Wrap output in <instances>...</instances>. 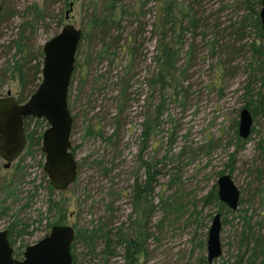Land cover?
<instances>
[{
  "label": "trees",
  "instance_id": "16d2710c",
  "mask_svg": "<svg viewBox=\"0 0 264 264\" xmlns=\"http://www.w3.org/2000/svg\"><path fill=\"white\" fill-rule=\"evenodd\" d=\"M52 1H58L64 5L67 3V0H43L41 5H38L34 1H29L19 10L16 6L17 2H11L9 5L5 0H0V23L9 22L13 17L20 18V22L15 26V37L5 44L6 52L8 53L11 48L12 52L4 57L0 64V82H5L7 79L17 81L18 89L15 98L18 102L24 101L40 80L42 53L40 46L34 43L33 38L35 39L36 31L45 18L57 15L48 8L47 2ZM200 3L201 0H82L81 38L75 53L70 83L73 80V72L76 70L80 80L78 91L84 92L83 84L88 77L91 94L94 93L96 99L99 95L103 96L107 91L110 92L106 100L110 102L111 112L109 115V109L101 106V115L93 114L83 119L89 110L95 108V102L89 99L91 104L87 102L88 108L84 106L78 114L80 118H78L77 125L80 126L79 130L83 131L81 136L98 139L102 144L96 145L87 156H81L78 159L75 151L81 142L79 145L71 144V151L76 158V172L79 173L82 166L86 164L89 169H94L99 175L97 179L91 181L95 187L91 186L90 190L102 193L101 198L98 199L102 208L99 209L95 203L96 207H93L97 209L98 214L82 223L73 224L75 238L70 245L72 264H76L77 256L74 252L76 241L84 245L86 249L84 254L99 257L101 264H107L110 258L116 256L120 257L122 264H140V260L148 251L151 237L152 241L156 240L154 233L160 218L155 220V216L159 209L166 211L176 207L174 200L167 202L168 196L163 198L160 194V189L171 186L169 178L165 182H160V177L168 176L169 168H164V165L172 160L168 153L171 150L174 132L170 130L165 139L161 135L165 142H160L157 148L153 143L156 141V134L161 131L162 117L167 119L169 116L166 105L169 101H174L173 96L179 94L182 99L185 97V94H181L183 69L178 68L176 64L182 54L186 55L192 47L191 43L185 46L188 39L186 34L190 33L191 38L198 35L204 37L205 30L216 26L215 24L211 27L208 25L209 16L204 14L205 9L199 6ZM258 5L259 0H236L221 5V7L235 6L243 13L240 19L230 22L227 28H232L239 34V30L248 25L255 31L258 38L257 42L254 40L249 44L255 68L250 71L248 79L251 78V83L256 85L252 87L246 82L243 92V105L248 108L252 116L257 111L264 115V43L261 40L262 33L257 17ZM147 12L152 14L149 23L144 20ZM125 22H129V25L136 22L138 27L135 30H125ZM146 26H149L155 38L152 55L154 70L145 82L147 90L149 87L152 93L150 90L139 114L141 120L138 137L141 144L136 152L138 166L125 174L124 184L117 185L114 180L116 174L113 170L120 163L118 159L121 156L119 140L125 123L128 121L125 108L129 107L130 98L133 100L129 96L130 87L137 73L134 68L140 55L137 51L136 46L139 43L136 39L141 36ZM216 36L211 33L207 38L215 39ZM119 51H124L123 59L118 57ZM80 53H82L81 61L77 58ZM101 62L107 63L105 73H111L114 66H119V69L107 75L109 76L107 79L104 73L96 72L97 67L95 66L100 65ZM82 70H84L83 74ZM105 89L107 91H104ZM67 106L73 121L77 114H71L68 93ZM105 109L107 112L104 111ZM30 121H33V126L28 128ZM22 125L26 139L23 157H33L34 151H38L43 156L39 144L41 131L46 126L45 121L42 118L28 116L24 118ZM145 142L150 144L151 155L142 152L147 147ZM163 144L166 148L159 156L158 150H161ZM257 146L262 148L260 150L261 167L255 168L253 178L256 187L255 195L259 198L258 207L256 213H254L255 209L247 212L246 209L236 208L237 214L233 218H236L238 225L237 247L233 261L229 264H264V215H262L264 213V141L262 139L257 141ZM143 154L146 160H142ZM92 155L95 156L87 161ZM25 166L26 164L23 163L17 165L11 177L6 181L1 180L0 209L3 215L6 214L8 205L19 200V193H25V202L22 207H25L35 194L36 186H33L31 190L20 188L25 184L24 177L27 173L21 170ZM100 176L106 177L107 186L101 184ZM129 180H131L130 183H128ZM26 183L30 184L31 181ZM45 187L47 190L45 209L51 211L55 217L54 220L45 222L49 227L51 223L64 221L65 203L63 199L52 197L53 188L47 181ZM126 189H129V192L125 204H128L129 210L120 215L117 211L121 210V205L117 200L126 195ZM202 199L206 203L215 201L217 211L224 206L218 201L214 186ZM83 203L84 200L81 204ZM87 212L89 213V210ZM199 214L200 211L194 216ZM17 215L18 212L12 215L6 227L10 244L16 238L30 233L26 230L28 222H22ZM120 216L125 217L120 219ZM200 241L199 246L203 243V240ZM13 255H15L14 251Z\"/></svg>",
  "mask_w": 264,
  "mask_h": 264
},
{
  "label": "rangeland",
  "instance_id": "374dc122",
  "mask_svg": "<svg viewBox=\"0 0 264 264\" xmlns=\"http://www.w3.org/2000/svg\"><path fill=\"white\" fill-rule=\"evenodd\" d=\"M29 1H34L38 5L43 2V0H5L9 5L11 2H17L16 6L19 10ZM231 1L236 0H201L199 6H202L205 9L204 14L209 16L208 25L211 27L212 24H215L216 26L205 30L204 37L198 35L191 38L190 33L186 34L188 39L185 46L187 47L188 43H191L192 47L189 48L186 55L182 54L176 64L178 68L183 69L181 94H185V97L182 99L179 94L173 96L174 101H169L166 105L169 116L167 119L162 117L161 131L156 134V141L153 143L157 148L160 142H165L161 135L165 139L170 130L174 132L171 150L168 153L172 160L164 165V168H169L168 176L160 177V182H165L169 178L171 186L164 188L165 190L160 189V194L163 198L168 196L167 202L174 200L176 207L166 211L159 209L155 216V220L160 218L154 233L156 240L152 241L151 237L148 251L140 260V264H207L205 261V235L214 212L220 213L221 253L211 264H229L233 261L238 238V225L233 216L237 214V209H246L247 212L255 209L254 213H256L259 198L255 195L256 187L253 178L255 168L261 167L260 158L262 155L260 150L262 148L257 146V141L260 139L264 141V115L257 111L252 116L251 131L246 138L238 137L236 126L238 111L244 106L245 84L247 82L252 87L256 85L251 83L250 76L248 79L250 71L255 68L249 44L254 40L257 42L258 38L255 31L248 25L239 30L240 35L232 28H227L230 22L243 16L240 8L235 6L221 7L223 3ZM69 2L71 6L68 5ZM81 3L82 0H67L65 5L58 1L47 2L48 8L57 15L44 19L43 24L36 31L35 39L33 38L34 43L41 48V44L66 23L82 28ZM65 11L67 12L66 18H64ZM151 17V12H147L144 20L149 23ZM19 22L20 18L17 16L10 19L9 22L0 23V64L3 58L12 52V48L8 53L6 52L5 44L15 37V26ZM125 24V30H135L138 27L136 22L132 25H129V22H125ZM211 33L217 35L215 39L207 38ZM154 39L149 26H146L141 36L136 39V42L139 43L136 47L140 55L134 68L137 73L133 77V83L130 87L131 94L129 96L133 100L130 98V105L125 108L127 109L128 121L125 123L119 140L121 156L118 159H120V163L113 170L116 174L114 180L117 185L124 184L125 174L138 166L136 152L141 144L138 137L141 120L139 114L143 109L145 98L151 90L149 87L147 90L145 82L154 70L152 59ZM211 45H213L212 48ZM118 57L123 59L124 51H119ZM77 58L81 61L82 53ZM95 67H97L96 72H102L104 76L119 69V66H114L111 73H105L106 62H101ZM83 73L84 70H82ZM87 78L83 84V93L77 90L80 80L76 70L73 72V80L68 86L71 114H77L71 123L70 142L72 145H79L81 142L75 151L77 159L81 156H87L92 148L102 144L98 139L81 136L83 131L79 130L80 126L77 125L78 118H80L78 117L79 111L84 106L88 108L86 103L91 104L89 102L91 99L95 102V108L89 110L83 119L86 116L89 118L93 114L101 115V106L109 109V115L111 112L110 102L106 100V97L111 93L105 89L106 94L104 93L103 96L101 94L96 99L94 93L91 94V85H89ZM108 78L109 76H107ZM17 89L18 84L15 79L0 82V96H4L7 90L12 96H16ZM123 115L125 114L123 113ZM32 126L33 121H30L28 128ZM145 144L147 147L142 152L151 155L149 142H145ZM165 148L166 145L163 144L161 150H158L159 156ZM144 154L142 160H146ZM23 155V153L20 154L8 167H3V161L0 159V186L1 180L6 181L11 177L17 165L22 163L26 166L21 170H24L27 175L24 177L25 184L20 188L31 190L33 186H36L34 196L25 207H22L25 202V193H19L16 190L19 193V200L8 205L5 215L1 214L0 209V229H6L7 223L13 217L12 215L17 212V217L22 222H28L26 230L30 233L16 238L11 244L16 258L21 257L24 246L35 242L47 233L49 227L46 226L45 222L55 218L51 211L45 209L47 178L42 170L43 156L38 151H34L31 158L23 157ZM93 156L95 155L89 156L87 161ZM222 173H227L239 190L238 205L235 211L229 210L225 205L217 211L215 201L206 203L202 199L213 186L215 187L216 177ZM98 176L94 169H89L88 165L84 164L81 171L76 172L75 180L65 189H52L54 199L64 200L65 224L72 227L74 223H82L98 214L97 209L93 206L96 207V203L99 209L102 208L98 202L102 193L90 190L91 186L95 187L91 181L97 179ZM100 178L102 177L100 176ZM27 181H31V183L27 184ZM101 182L107 186L106 177H103ZM130 182L131 180L128 181V183ZM17 187L15 189H18ZM103 192H105L104 189ZM128 192L129 189H126V195L118 198L117 202L121 205V210L117 211V214L122 215L124 212H128V204H125ZM83 200L84 203L81 204ZM198 211L200 214L194 216V214H198ZM124 217L120 216V219ZM223 219L224 222H222ZM153 230L155 231V228ZM200 240H203V243L202 245L200 243L199 246ZM74 248L77 256L76 264H101L99 257H90L84 254L86 249L81 243L76 241ZM107 264H122V261L119 256H116L110 258Z\"/></svg>",
  "mask_w": 264,
  "mask_h": 264
},
{
  "label": "water",
  "instance_id": "95a60500",
  "mask_svg": "<svg viewBox=\"0 0 264 264\" xmlns=\"http://www.w3.org/2000/svg\"><path fill=\"white\" fill-rule=\"evenodd\" d=\"M68 5L71 6V3ZM257 17L264 43V0H259ZM80 38L79 27L63 24L41 44L40 80L28 97L18 102L8 90L4 96H0V158L4 161L3 167H8L24 148V118H42L46 124L41 131L39 144L43 154L42 170L48 184L55 190L65 189L76 177L67 93ZM251 126L252 115L243 106L238 111V137L246 138ZM215 193L219 202L231 211L236 210L239 190L227 173L216 177ZM220 226V213L214 212L205 235L207 264H211L221 253ZM74 238V229L70 225L53 224L42 237L24 246L21 257L16 258L6 229H0V264H72L70 244Z\"/></svg>",
  "mask_w": 264,
  "mask_h": 264
},
{
  "label": "flooded vegetation",
  "instance_id": "af4514ba",
  "mask_svg": "<svg viewBox=\"0 0 264 264\" xmlns=\"http://www.w3.org/2000/svg\"><path fill=\"white\" fill-rule=\"evenodd\" d=\"M25 143H26V139H25ZM24 147H25V145H24ZM23 152H24V148H23V150L21 151L20 154H22ZM20 154H19V155H20ZM19 155H18V156H19ZM0 159H1V158H0ZM1 160H2V159H1ZM2 161H3V160H2ZM3 163H4V161H3ZM3 163H2V164H3ZM53 224H59V225H60V224H65V223H64V221H63V222H60V223H57V222H56V223H51V224L49 225V228H50V226L53 225ZM72 228H73V227H72ZM6 232H7V228H6ZM47 232H48V231H47Z\"/></svg>",
  "mask_w": 264,
  "mask_h": 264
}]
</instances>
